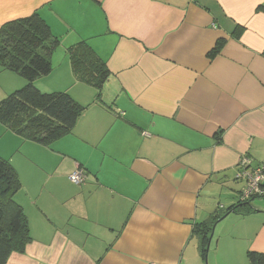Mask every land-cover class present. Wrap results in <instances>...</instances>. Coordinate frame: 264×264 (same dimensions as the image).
<instances>
[{"label":"crops","instance_id":"1","mask_svg":"<svg viewBox=\"0 0 264 264\" xmlns=\"http://www.w3.org/2000/svg\"><path fill=\"white\" fill-rule=\"evenodd\" d=\"M36 12L61 40L37 88L86 109L50 147L0 123L8 153L29 154L11 163L33 241L8 264H205L194 225L239 203L244 157L264 161V0H0V28ZM82 41L112 74L100 102L72 72L67 50ZM26 84L0 67V102ZM253 202L217 226L264 214ZM256 227L240 260L232 244L211 264L264 254Z\"/></svg>","mask_w":264,"mask_h":264},{"label":"trees","instance_id":"2","mask_svg":"<svg viewBox=\"0 0 264 264\" xmlns=\"http://www.w3.org/2000/svg\"><path fill=\"white\" fill-rule=\"evenodd\" d=\"M60 44V38L37 12L9 21L0 28V67L27 81L24 87L0 102V123L25 140L45 147L73 133L86 109L68 93H43L36 86L39 78L52 72V56ZM67 52L74 78L95 88L96 101L100 102L103 88L112 75L107 63L87 41L71 46ZM21 188L20 178L10 161L0 157V264H8L15 253L24 254L33 241L26 214L15 200ZM229 212L246 217L254 209L250 203L239 202L224 214ZM224 214L194 225L205 261L212 228ZM248 260L250 264H264V254L249 252Z\"/></svg>","mask_w":264,"mask_h":264},{"label":"rangeland","instance_id":"3","mask_svg":"<svg viewBox=\"0 0 264 264\" xmlns=\"http://www.w3.org/2000/svg\"><path fill=\"white\" fill-rule=\"evenodd\" d=\"M43 93H55V92H43ZM5 131H7L6 128H5ZM11 133L14 134L11 131L10 132L7 131V135ZM10 147H12L10 141L7 138L5 139L4 136L1 137L0 138V157L7 161H10L11 163L12 157L18 155V154H13V152L16 153V151H18V147L12 148L11 154L13 155L8 153V148ZM24 155L28 156L29 154L23 153V155H19L17 157L22 158L24 157ZM263 163L264 161L262 163L257 164L255 168L259 167ZM241 183L242 182L239 181V183L236 184L238 188L236 186L235 188H233L236 190L237 193L240 191L241 186L242 188L244 186V184L242 183L243 185H241ZM236 192L232 191L229 197L234 196L235 198L237 196L235 194ZM239 195H240V192L238 193V196ZM228 203H230V201L227 200L226 204L228 205ZM253 206L256 207L255 209L257 210L258 209L257 207L264 206V200H259V199L255 200L253 202ZM259 222L264 223V214H261V216L259 214V215L251 216L248 218L236 217L235 215H231V217L227 218L221 224H219L218 226L216 225L215 232H214V241H213V244H211L210 250L208 252L207 264H211V262L213 261L214 254L217 250L231 248L230 245L232 244H236L235 245L237 246L236 256H237V259L240 260L241 254L244 253L245 251H241L238 248V246L244 247L247 242H250L251 237L255 235V231L257 229L256 224ZM247 258H248V253H247Z\"/></svg>","mask_w":264,"mask_h":264},{"label":"built area","instance_id":"4","mask_svg":"<svg viewBox=\"0 0 264 264\" xmlns=\"http://www.w3.org/2000/svg\"><path fill=\"white\" fill-rule=\"evenodd\" d=\"M247 164L250 166V160L248 157H244L242 165L245 167L238 175V179L245 182L243 190L239 195V202L242 204H248L257 199L264 200V163L252 169H249L246 166ZM69 179L73 184L81 185L87 178L83 171L77 170L70 175Z\"/></svg>","mask_w":264,"mask_h":264},{"label":"water","instance_id":"5","mask_svg":"<svg viewBox=\"0 0 264 264\" xmlns=\"http://www.w3.org/2000/svg\"><path fill=\"white\" fill-rule=\"evenodd\" d=\"M229 214H227L226 216H224L221 220H219V222H221L222 220H224ZM218 222V223H219ZM216 225L217 223L214 225V227L212 228V233L210 235V238H209V244H208V247H207V257H208V252L210 250V246H211V243H212V240H213V237H214V232H215V228H216ZM207 257H206V264H207Z\"/></svg>","mask_w":264,"mask_h":264}]
</instances>
